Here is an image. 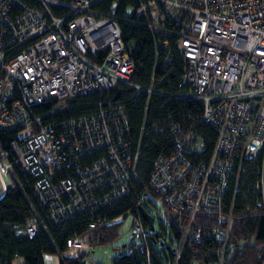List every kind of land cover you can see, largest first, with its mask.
<instances>
[{
	"label": "built area",
	"instance_id": "obj_1",
	"mask_svg": "<svg viewBox=\"0 0 264 264\" xmlns=\"http://www.w3.org/2000/svg\"><path fill=\"white\" fill-rule=\"evenodd\" d=\"M91 1L0 0V128L16 127L0 149V196L3 175L18 173L37 208L22 229L28 236L82 210L90 216L89 228L129 216L133 238L122 251L129 253L146 243L150 231L139 214L141 193H129L141 140L134 139L121 102L107 96L86 114H52L66 98L107 89L117 80L132 86L133 95L162 91L131 79L134 65L119 24L110 12H91ZM51 4L66 10L56 13ZM178 8L187 12L177 40L187 88L170 95L197 99L200 110L183 121L169 116L150 123L168 140L150 159L146 181L171 212L213 213L212 225L185 231L196 241L212 236L221 264L232 254L234 198L249 174L256 192L251 202L264 218V0H143L130 9L156 30L167 9ZM46 100H54L53 106L36 110ZM202 124L215 136L206 157ZM127 195L133 210L100 215ZM90 246L73 234L62 254L72 257ZM258 251L264 264V239Z\"/></svg>",
	"mask_w": 264,
	"mask_h": 264
},
{
	"label": "trees",
	"instance_id": "obj_2",
	"mask_svg": "<svg viewBox=\"0 0 264 264\" xmlns=\"http://www.w3.org/2000/svg\"><path fill=\"white\" fill-rule=\"evenodd\" d=\"M140 1L143 0H92L89 10L97 15L111 13L115 17L119 28H121V39L124 41L123 44H125L126 51L134 65L130 74L131 79L137 83L151 85L162 92L147 93L140 90L133 95L134 88L132 86L117 80L107 89H96L85 94H77L73 96L74 98H66L65 104L56 109L52 115L66 118V116L86 114L95 110L98 99L107 96L119 100L134 139L141 140L139 144L141 153L136 165L138 174L129 183V193L137 197L141 193L143 200L140 203L145 207L144 198L149 199L148 196L143 195L145 191L155 194L162 202L161 193L148 187L146 180L150 172V159L168 140L165 134L160 136L151 131L148 128L150 123L152 121L160 123L162 120L168 119L169 116L183 121L189 113L196 110L199 112L200 103L197 99L191 100L184 96L170 95L173 91H182L187 88V84L181 77L182 63L177 41L187 21V12L179 8L167 9L160 27L154 30L145 25L142 16L135 17L134 12L130 9ZM51 6L55 12L57 11L56 13L66 10L64 5L51 4ZM46 101L36 104V110L41 111L53 106L54 100ZM141 124H144L142 129L140 128ZM201 126V130L207 138V148L202 155V157H206L210 153L215 136L214 131L208 125L202 124ZM13 128L15 129L12 130ZM13 128H0V149L5 148L7 141L15 135L16 127ZM15 174L14 176H17V179L14 180L15 183H5L0 196V264H3L4 261L7 264H44L43 253H56L58 264H84L82 257L86 249L80 250L72 257L62 254L66 237L73 234L80 235L89 240L91 246L110 242L117 237L118 223L86 227L90 216L84 210L74 212L58 224H51L53 227L39 225L34 235H26L22 230L24 224L29 216L36 213L37 208L31 200L28 187L21 185L20 175ZM252 175H247V178L242 181L241 190L234 198L229 228V238L234 242V247L232 254L223 258L221 264H261L258 258V249L264 239V218L260 209L251 202V195L256 194L251 184L254 180ZM163 204L165 205L164 202ZM127 209L133 210L128 195L114 203L110 209L100 212V215L112 217ZM214 222V215L210 211H187L185 214L171 212L168 223L171 233L179 242L176 252L168 251V256L164 255L162 250L160 253L155 245L157 236L150 231L145 244H139V247L133 248L129 253H123V248L119 254L111 256V264H191L192 261L196 264H219L217 242L212 236L196 241L190 239L185 231L189 225L205 223L209 226ZM142 223L146 225L143 219ZM123 247H125L124 244ZM94 262L98 264L96 261Z\"/></svg>",
	"mask_w": 264,
	"mask_h": 264
},
{
	"label": "rangeland",
	"instance_id": "obj_3",
	"mask_svg": "<svg viewBox=\"0 0 264 264\" xmlns=\"http://www.w3.org/2000/svg\"><path fill=\"white\" fill-rule=\"evenodd\" d=\"M3 177L4 182L7 184H14L15 178L17 179V177L14 176V178L7 174H4ZM143 195L149 197V199L144 198V206L153 217L152 224L154 225V231L159 229L163 234L162 237L157 236V241L155 243L156 249L160 253L162 250L163 254L168 256V251L176 252L179 247V242L176 240L173 233H171L168 223V217L171 212L155 194L153 195L152 193L145 191ZM118 225V235L114 240L103 244H93L92 246L87 247L85 254L82 257L84 264H96L95 262L93 263V261H96L98 264H111V256L119 254L122 251L124 248L122 244L129 245L131 243L133 236L131 235L130 217L126 216L123 221L118 223ZM148 231L149 230L145 227V232ZM136 241L137 240L134 242ZM191 264L196 263L192 261Z\"/></svg>",
	"mask_w": 264,
	"mask_h": 264
},
{
	"label": "water",
	"instance_id": "obj_4",
	"mask_svg": "<svg viewBox=\"0 0 264 264\" xmlns=\"http://www.w3.org/2000/svg\"><path fill=\"white\" fill-rule=\"evenodd\" d=\"M138 209H139V214H141V217H142V219L144 220V222L146 224V228L149 231H152L156 236H161L162 237L163 234H161L159 229H156V231H154V225L152 224L153 217H152L151 213H149L146 210V208L143 207L142 205H140L138 207ZM166 247H167V245H166Z\"/></svg>",
	"mask_w": 264,
	"mask_h": 264
},
{
	"label": "crops",
	"instance_id": "obj_5",
	"mask_svg": "<svg viewBox=\"0 0 264 264\" xmlns=\"http://www.w3.org/2000/svg\"><path fill=\"white\" fill-rule=\"evenodd\" d=\"M42 261L44 264H58V256L56 253H43L42 254Z\"/></svg>",
	"mask_w": 264,
	"mask_h": 264
},
{
	"label": "bare ground",
	"instance_id": "obj_6",
	"mask_svg": "<svg viewBox=\"0 0 264 264\" xmlns=\"http://www.w3.org/2000/svg\"><path fill=\"white\" fill-rule=\"evenodd\" d=\"M62 6V5H61ZM55 7H57V6H55ZM57 12V11H56ZM121 29V28H120ZM163 31V30H162ZM173 31H175V30H173ZM165 40V39H164ZM124 42V41H123ZM74 98V97H73ZM51 101V100H50ZM49 101V102H50ZM70 101V100H69ZM45 102H47V101H45ZM50 104V103H49ZM68 106H69V104H68ZM43 107V106H42ZM67 107V106H66ZM41 108V107H40ZM64 108V107H63ZM56 110V109H55ZM40 111V110H39ZM42 111V110H41ZM55 116V115H54ZM144 127V126H143ZM7 129V128H6ZM12 129V128H11ZM15 128H13L12 130H14ZM9 130V129H8ZM15 136V135H14ZM166 143V142H165ZM22 179V178H21ZM52 226V225H51ZM53 227V226H52ZM94 227V226H93ZM26 234V233H25ZM27 235V234H26Z\"/></svg>",
	"mask_w": 264,
	"mask_h": 264
}]
</instances>
